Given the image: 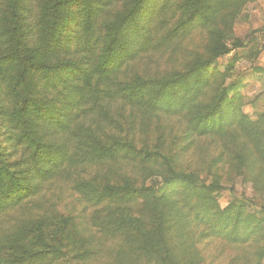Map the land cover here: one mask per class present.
Returning <instances> with one entry per match:
<instances>
[{"label": "trees", "instance_id": "obj_1", "mask_svg": "<svg viewBox=\"0 0 264 264\" xmlns=\"http://www.w3.org/2000/svg\"><path fill=\"white\" fill-rule=\"evenodd\" d=\"M172 1L0 0V264H210L197 245L214 240L253 244L256 264L264 261V207L235 198L220 208L217 179L198 186L196 174L177 172L162 150H138L133 122L122 113L120 122L112 116L114 100L121 99L148 116L181 117L187 138L222 141L236 132L245 152L232 156L227 149L211 166L235 161L251 174L258 162L264 173V114L252 124L241 111V83H226L231 67L213 68L243 46L221 41L216 18L255 0H175L182 21L168 34L216 31L209 58H195L166 78L146 79L132 70L134 77H126L153 25L163 22L157 15ZM159 159L167 175L150 187L126 176L117 182L120 173L112 169L77 182L73 191L91 204L84 220L52 204L39 206L44 185L71 177L76 166ZM54 218L57 234L80 229L77 239L64 234L79 248L47 241L45 224Z\"/></svg>", "mask_w": 264, "mask_h": 264}, {"label": "rangeland", "instance_id": "obj_2", "mask_svg": "<svg viewBox=\"0 0 264 264\" xmlns=\"http://www.w3.org/2000/svg\"><path fill=\"white\" fill-rule=\"evenodd\" d=\"M176 7L177 2L173 0L170 8L157 15L158 21L162 19L163 22L153 25L147 36V45L141 50L133 64L126 69V77L129 76L130 79L134 77L132 70L134 74L146 79L166 78L174 73L182 72L195 58H209V48L218 39L216 31L213 35L212 31L197 27L186 37L172 38L168 34L179 21H182L180 14L174 13ZM225 12V18L218 16L215 21V28L224 31L221 41L230 48L236 40L243 46L219 58L213 68L217 72H223L231 67V76L226 79V83L235 81L241 83V111L252 124L257 123L259 117L264 114V0L246 2ZM232 55H236L239 60L231 62ZM114 101L112 116L120 122L123 121L120 118L122 113L124 119H130L129 122H133L134 145L138 150L145 147L149 151L162 150L167 159L174 160L177 172L180 170L194 172L198 178V186L208 185L218 180L223 188L217 195L220 208L224 209L235 198L249 200L258 207H264V173L261 174L260 170L263 167L259 166L258 162H255V171L251 174L246 168L237 165L235 161L231 165L227 160L218 162L215 166L210 164L211 159H217L219 155L224 159V152L227 149H231L232 156L245 152L239 144L241 140L235 139L234 133L236 132H228L222 141L210 138H187L185 135L186 121L181 117L148 116L141 107H134L131 110L123 105L121 99ZM124 126L126 128L127 125L124 124ZM156 126H158L157 129ZM155 147L158 149L156 150ZM110 169L115 170L117 174L120 173V176L116 175L120 178H116L115 181L120 182L121 176H126V178H134L138 187L144 185L145 188L159 184L161 179L167 175L166 167L161 159L153 164L121 162L116 165V163L106 162L104 165L76 166L71 170V177H66V179L63 177L44 185L39 193L41 194L39 206L46 208L52 204L59 210L79 216L84 220V216L91 211V204L73 191L74 185L83 179L91 178L96 171L104 173ZM156 193L161 195V189H157ZM33 211L37 214L36 205L32 207V213ZM140 211L141 204L139 203L134 206V215L142 214ZM78 222L82 221L78 219ZM59 226L58 218L46 222L47 241L54 245L65 244L70 249L79 248L78 245L70 246L64 234L69 231L74 239H77L82 236L80 229L75 225L57 234ZM197 248L204 250L209 256L205 255L204 258L210 264H256L258 260L257 247L253 244L233 246L221 240H214L207 243L202 242L197 245ZM261 264H264V261Z\"/></svg>", "mask_w": 264, "mask_h": 264}]
</instances>
